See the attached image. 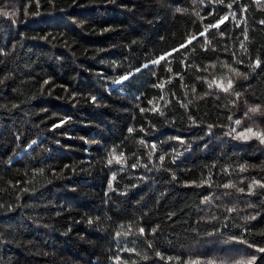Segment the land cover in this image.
Segmentation results:
<instances>
[{
    "label": "trees",
    "instance_id": "trees-1",
    "mask_svg": "<svg viewBox=\"0 0 264 264\" xmlns=\"http://www.w3.org/2000/svg\"><path fill=\"white\" fill-rule=\"evenodd\" d=\"M248 127L264 0H0V264H264Z\"/></svg>",
    "mask_w": 264,
    "mask_h": 264
},
{
    "label": "snow or ice",
    "instance_id": "snow-or-ice-1",
    "mask_svg": "<svg viewBox=\"0 0 264 264\" xmlns=\"http://www.w3.org/2000/svg\"><path fill=\"white\" fill-rule=\"evenodd\" d=\"M228 7H231V5H228ZM228 17L225 16L222 20L219 21V23H223V20H226ZM219 23L212 25L213 27H219ZM201 35H203V33H201ZM195 38V37H194ZM188 43H191V40L188 41ZM184 45H182L183 47ZM161 59H164V57H161ZM155 63H159V61H155ZM257 64H259V61H256ZM232 71H235V69H233ZM122 79L127 80L128 76H124ZM120 81H117V83H119ZM210 87L212 86L211 84L209 85ZM218 87L221 88V90H223L224 92H228L229 89L232 88V81L229 79L227 86L225 87L223 84L218 85ZM95 98H93L94 100ZM260 113V106H254V107H249L247 109V111L244 113L245 116H248V114H258ZM250 118V117H249ZM235 123L237 125H239L241 123V121L238 119L235 121ZM129 131H131V129H129ZM239 135L241 137H243L244 139H249L251 136H256L258 138L261 139V142H264V132H254L253 129L251 127H248L246 129H244L242 132L239 133ZM33 143H35V141H33ZM161 159H163V157H161ZM109 163H111V161H109ZM225 187H231V185H225ZM240 192H243L244 189H239ZM144 229H140V232L143 233ZM259 251H264V249H260ZM209 264H211V262H209ZM247 264H255V258L253 257L252 259L247 261Z\"/></svg>",
    "mask_w": 264,
    "mask_h": 264
},
{
    "label": "rangeland",
    "instance_id": "rangeland-1",
    "mask_svg": "<svg viewBox=\"0 0 264 264\" xmlns=\"http://www.w3.org/2000/svg\"><path fill=\"white\" fill-rule=\"evenodd\" d=\"M226 252H229V250H226ZM258 262V258H255V263Z\"/></svg>",
    "mask_w": 264,
    "mask_h": 264
}]
</instances>
